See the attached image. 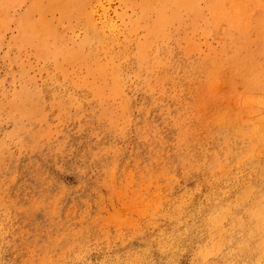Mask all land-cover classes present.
<instances>
[{
  "label": "rangeland",
  "instance_id": "obj_1",
  "mask_svg": "<svg viewBox=\"0 0 264 264\" xmlns=\"http://www.w3.org/2000/svg\"><path fill=\"white\" fill-rule=\"evenodd\" d=\"M264 0H0V264H264Z\"/></svg>",
  "mask_w": 264,
  "mask_h": 264
},
{
  "label": "bare ground",
  "instance_id": "obj_2",
  "mask_svg": "<svg viewBox=\"0 0 264 264\" xmlns=\"http://www.w3.org/2000/svg\"><path fill=\"white\" fill-rule=\"evenodd\" d=\"M261 121H263V124H264V120H263V118H261Z\"/></svg>",
  "mask_w": 264,
  "mask_h": 264
}]
</instances>
